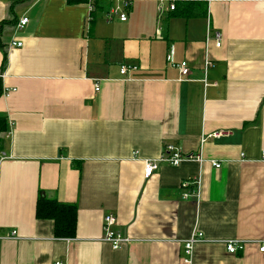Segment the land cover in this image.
<instances>
[{"label": "crops", "instance_id": "crops-1", "mask_svg": "<svg viewBox=\"0 0 264 264\" xmlns=\"http://www.w3.org/2000/svg\"><path fill=\"white\" fill-rule=\"evenodd\" d=\"M120 1L0 0V264H185L194 233L190 264H264V0L162 13L133 0L124 22L106 21ZM166 145L205 162L144 178ZM40 192L76 206L74 238L36 219ZM109 214L128 240L118 250L102 241Z\"/></svg>", "mask_w": 264, "mask_h": 264}, {"label": "built area", "instance_id": "built-area-1", "mask_svg": "<svg viewBox=\"0 0 264 264\" xmlns=\"http://www.w3.org/2000/svg\"><path fill=\"white\" fill-rule=\"evenodd\" d=\"M89 1L92 2V0H89ZM132 1L133 0H121L120 4L115 5L113 8H111L109 10L108 13H106V15H105L106 21L110 22V21H112L113 18L117 17L120 21L124 22L126 20V14L123 12V9L128 8L131 5ZM159 1H160V4L158 6V12L162 13L163 12V8H162L163 4H166V11L173 12L176 9V5L179 3L201 2V3L209 4L212 0H159ZM92 11H93V7H92V5L91 6L89 5V13H91ZM27 23H28V19L22 18L17 22L16 28L18 30H21L25 27V25ZM206 40L207 41L213 40L216 48L221 47V36L218 32H214L213 35H211V33L209 32L207 34ZM22 46L23 45L21 42H12L11 43V47H13V48H21ZM166 60L169 64H173L171 53L168 54ZM211 66H212L211 61L206 59L204 62V66H203L204 72L206 73L207 70L209 68H211ZM176 67L178 68L179 73H180V77L182 79L186 78L189 75L190 69L188 68V66L185 62L180 63ZM136 69H137L136 66L123 65L120 67L119 73H120V75L123 76V75H126L128 73V71H132V70H136ZM204 85H206V80H204ZM95 90L98 91L97 86H96ZM5 93H9V92L5 91ZM221 135L222 134H220V133H216L213 135V137L216 138V137H219ZM183 162H197V163L202 164L205 161L202 158L201 154H197V155H194L191 153L190 154H184L177 147H174L172 145H166L162 151L161 156L158 159L144 161V178L148 179L149 177H151V175L159 169V166L162 163L169 165V166H172V167H176ZM210 164L215 169H219L221 167V164L216 162V161H211ZM198 183H199V179H197L196 177L192 178L191 180H189V179L185 180L181 183V187L184 189H187V193L184 194V198H187L190 194V191L188 190V188L191 187V185L192 186H198ZM191 192L194 193L193 190H191ZM115 224H116V218L114 215L109 214L103 218L102 230H103L104 237H103L102 241L108 243L112 250H118L123 243L128 242L127 239L123 238L120 234L113 231V227L115 226ZM14 234H15V232L12 233V235H14ZM201 239H202V235L200 233H194L190 239H188L187 241L184 242L183 262L185 264L191 263L193 246L195 243L200 242ZM257 244L259 245L260 253L264 254V241L263 242H257ZM243 245H244V243L242 241H238V240H231V241H227L225 243L226 251H227V253H229L231 255H235L239 251H241L243 249ZM54 264H63V263H62V261L58 260V261H55Z\"/></svg>", "mask_w": 264, "mask_h": 264}, {"label": "trees", "instance_id": "trees-1", "mask_svg": "<svg viewBox=\"0 0 264 264\" xmlns=\"http://www.w3.org/2000/svg\"><path fill=\"white\" fill-rule=\"evenodd\" d=\"M183 10L179 11L180 14ZM5 131V118L0 116V134ZM1 146L2 140L0 138V149ZM35 217L38 220H51L54 223L53 235L56 239H72L75 237L77 218L75 205L63 204L55 199H48L40 192L35 206Z\"/></svg>", "mask_w": 264, "mask_h": 264}]
</instances>
